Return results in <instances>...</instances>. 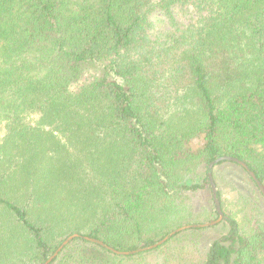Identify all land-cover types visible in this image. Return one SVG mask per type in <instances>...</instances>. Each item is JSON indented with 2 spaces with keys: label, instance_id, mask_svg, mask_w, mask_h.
Masks as SVG:
<instances>
[{
  "label": "trees",
  "instance_id": "trees-1",
  "mask_svg": "<svg viewBox=\"0 0 264 264\" xmlns=\"http://www.w3.org/2000/svg\"><path fill=\"white\" fill-rule=\"evenodd\" d=\"M223 156L264 186V0H0V264H264L231 162L220 224L82 237L216 220Z\"/></svg>",
  "mask_w": 264,
  "mask_h": 264
},
{
  "label": "water",
  "instance_id": "water-1",
  "mask_svg": "<svg viewBox=\"0 0 264 264\" xmlns=\"http://www.w3.org/2000/svg\"><path fill=\"white\" fill-rule=\"evenodd\" d=\"M221 162L236 163V164L242 166L243 168H245L248 171V173L250 174V176L253 178V180L256 182L260 192L264 196V186L258 180V178L256 177V174L249 168V166L244 161H242V160H240V159H238L236 157H232V156H223V157H220V158L214 160L213 162H211L209 164V169L211 171L209 172L208 177H209L210 185H211V188H212V194H213V198H214L215 208H216V211L218 213V218L216 220L211 221L209 223L192 224V225L182 226V227L172 231L168 236H166L165 238H163L162 240H160L156 244L151 245L149 247H146L144 249H138L136 251H118V250L113 249L112 247H110L109 245H107L106 243H104L101 240L93 239V238H90L88 236H82V237L85 240H87V241H89L91 243H94V244H97V245H100V246H102L104 248L109 249L110 251H112L115 254L122 255V256H130V255H134V254H137V253H141L143 251L155 249V248L163 245L164 243H166L171 237H173L177 233H180V232H182L184 230H188V229H191V228H195V229L196 228H209V227H213V226H216V225L220 224L225 219V215H224L223 209L221 207L220 199L218 198V195H217L218 188H217L215 180H214L213 169H214V167L216 165H218ZM79 237H81V236L79 234H77V233L69 236L66 240L63 241V243L60 245V247L57 249V251L53 255H51L49 257V259L44 264H50L59 255V253L64 249V247L66 245H68L75 238H79Z\"/></svg>",
  "mask_w": 264,
  "mask_h": 264
},
{
  "label": "rangeland",
  "instance_id": "rangeland-1",
  "mask_svg": "<svg viewBox=\"0 0 264 264\" xmlns=\"http://www.w3.org/2000/svg\"><path fill=\"white\" fill-rule=\"evenodd\" d=\"M228 166L229 165L226 164V165H223L222 167H219L218 169L219 170L221 169L225 173H227L229 171ZM224 193L226 194L227 191L225 190ZM226 197L229 200L231 199V196L229 194H227ZM201 198L205 199L206 198V194L203 197H201ZM206 223H209V222H206ZM207 234H208V236H210V238H213V237H216L218 235V232L217 231H214V230H211ZM161 263H162V260L160 259V257L154 255V256H151V257L146 258V263L145 264H161Z\"/></svg>",
  "mask_w": 264,
  "mask_h": 264
}]
</instances>
